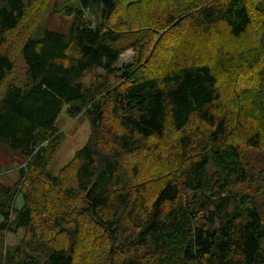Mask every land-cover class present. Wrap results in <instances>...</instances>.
<instances>
[{"label":"trees","instance_id":"obj_1","mask_svg":"<svg viewBox=\"0 0 264 264\" xmlns=\"http://www.w3.org/2000/svg\"><path fill=\"white\" fill-rule=\"evenodd\" d=\"M49 2L0 0V146L24 161L0 245L23 231L29 251L4 264H264V0H70L66 32L30 37ZM63 109L90 134L52 174Z\"/></svg>","mask_w":264,"mask_h":264},{"label":"rangeland","instance_id":"obj_2","mask_svg":"<svg viewBox=\"0 0 264 264\" xmlns=\"http://www.w3.org/2000/svg\"><path fill=\"white\" fill-rule=\"evenodd\" d=\"M69 3L70 0H50L48 6L45 8L44 16L41 18L40 21L36 22V25L33 27L34 29L30 32V37L38 38L44 32V30H53L57 32H66L69 24L71 23V18H64L58 13L53 11V6L61 5L62 3ZM132 16V14H131ZM136 34V33H135ZM258 37V36H257ZM9 41H11V46L8 47L10 54L15 57V67L12 76L6 82L5 85L11 82H18L22 84L24 82L26 65L22 57L18 55V47L19 44L25 40L24 33L20 29L17 33H14L9 37ZM250 39V37H249ZM251 40V39H250ZM8 41V42H9ZM260 41L264 46V34L261 36ZM222 43H228V47H233L234 44L229 43L228 40ZM10 44V42H9ZM174 45V44H173ZM212 45V44H211ZM217 43L214 45L216 47ZM170 44H167L166 50L162 51V59L166 58L169 59V47ZM214 47V48H215ZM134 58V49L127 48L124 53L120 56L118 67H122L123 65L130 64ZM103 73L100 70L93 71L88 73L82 79V82L88 86L94 83L98 76L102 75ZM223 89L221 88V91ZM2 90L0 91V94ZM56 128L60 133H62V143L58 147L53 161L50 165V172L52 174H57V172L68 164V162L73 158L75 153L82 149L86 144L89 134H90V123L86 115L81 114L77 117L71 118L67 113L66 110L63 109L59 118L56 121ZM247 158L250 161H254L252 164L259 166V159L260 155H258L254 151H249ZM131 163V162H130ZM24 161L18 155L7 151L5 148L0 146V189L5 187H14L16 183H18V188L22 187L24 184L20 183L19 185V178H18V170L20 167H23ZM213 165H210L208 168V172H213ZM150 167L147 165L142 166V174H149ZM165 172V170H164ZM24 232L20 231L17 234H4L2 236L3 245H0V264H4V256L6 251H15L16 248L19 249L20 257L19 259H23L21 256L22 252H29L25 246V242L23 243ZM102 242V241H100ZM99 242V243H100ZM101 244V243H100ZM47 250L40 251V255L37 256L35 253H31L32 256L35 255L37 257V262L39 264L44 263V257ZM38 254V253H37Z\"/></svg>","mask_w":264,"mask_h":264}]
</instances>
